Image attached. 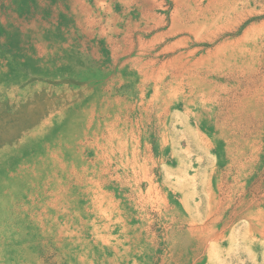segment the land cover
<instances>
[{"label":"rangeland","instance_id":"rangeland-1","mask_svg":"<svg viewBox=\"0 0 264 264\" xmlns=\"http://www.w3.org/2000/svg\"><path fill=\"white\" fill-rule=\"evenodd\" d=\"M0 264H264V0H0Z\"/></svg>","mask_w":264,"mask_h":264}]
</instances>
